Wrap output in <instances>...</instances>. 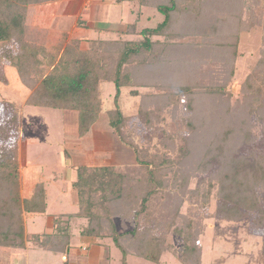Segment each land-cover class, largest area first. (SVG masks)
Masks as SVG:
<instances>
[{"label": "trees", "instance_id": "1", "mask_svg": "<svg viewBox=\"0 0 264 264\" xmlns=\"http://www.w3.org/2000/svg\"><path fill=\"white\" fill-rule=\"evenodd\" d=\"M43 1L0 0V50L19 44L11 66L23 105L75 112L79 129L88 130L103 112L106 83L116 87V101L122 89L133 96L144 89L157 104L151 112L140 107L134 112L148 129L161 130L156 143L132 141L123 132L129 116L119 107L108 111L109 127L133 151L136 163L75 169L79 210L68 217L87 221L81 236L99 245L111 240L124 264L130 256L161 264L169 252L182 264H202L201 219L213 196L221 219H250L254 233L264 232V151L249 148L246 137L260 121L264 138V0H139L163 17L155 28L130 25L112 32L114 38L87 40L85 50L74 40L50 74L36 82L31 70L41 65L38 52L45 51L25 39L26 11ZM254 29L262 32L261 58L235 93L241 36ZM181 97L189 116L184 128L190 132L183 140L165 127L180 112ZM1 106L11 110L10 123L18 128L20 107L5 101ZM2 136L11 135L4 130ZM16 149L0 157V246L24 249L30 243L65 253L71 235L61 219L54 234L26 237L23 214L44 213L45 194L39 185L30 200L22 198ZM171 236L181 240L183 251L169 243Z\"/></svg>", "mask_w": 264, "mask_h": 264}, {"label": "rangeland", "instance_id": "2", "mask_svg": "<svg viewBox=\"0 0 264 264\" xmlns=\"http://www.w3.org/2000/svg\"><path fill=\"white\" fill-rule=\"evenodd\" d=\"M97 1L91 13H81L82 15H79L80 12L76 13V10L79 4L86 2L85 0H47L28 7L25 39L45 51L38 52L37 58L42 61L41 65L31 70V77L36 82L50 74L56 60L63 55L65 46L72 44L74 40H81L80 48L85 50L88 49L87 40L114 38L116 34L113 35L112 32L125 31L130 25H138V30L155 28L163 19L156 10L142 7L139 0H126V3H122L121 0ZM65 9L68 11H64ZM18 46L19 44L12 42L0 50V54L6 55L0 62V81L8 80L0 82V102L5 101L20 107L16 112L19 118L18 128L13 122L10 123L13 115L11 110L0 107V157L17 145L16 159L21 172L23 196L28 198L30 190H37L39 186L37 184L44 183L48 192L49 208L47 216L42 219L53 220L58 215L73 214L79 210L75 204L72 185L76 179L77 167L124 166L136 163L133 151L122 145L118 135L109 127L108 111L119 107L126 116H129V121L123 130L126 136H132L129 139L136 143L149 141L156 143L161 137V130L156 132L148 129L141 122L140 116L134 112L138 107L143 111L151 112L157 104L147 97L149 90L144 89L140 90V96H133L129 89H122L121 96L116 101V87L112 83H106L101 88L104 105L103 112L97 119L100 122L90 130H80L78 114L75 112L64 113L57 109L22 104L20 101L22 96L16 85L17 77L14 67L11 66L19 53ZM262 48L260 29L242 34L239 45L240 58L232 84L235 93H239L240 84L256 67L261 58ZM184 103L185 99L181 97L180 112L176 117L173 114V119L168 118L165 126L171 134H179L181 140L190 134L184 128V118L189 117ZM254 124L253 131L246 136L247 140L251 141L249 148L255 147V150L262 152L264 138L261 137L260 121ZM4 130L10 132L9 138L2 136ZM134 135L140 138H135ZM196 184L197 179L192 181L190 187L195 188ZM218 206L219 201L213 196L208 214L205 212L206 217L201 219L205 228L199 242L203 250L202 264H264V232L254 233L251 230L250 219L236 222L221 219L217 215ZM58 219H61V226L66 227L69 233L72 230L74 233L78 230L81 232V227L87 224L85 219L73 220L68 216ZM74 239L78 248H87L89 245L81 243L80 234L76 233ZM104 242H107L108 246L104 243L105 246L100 248L90 245L88 247L90 254L93 252L98 254L100 261L106 264L110 256L112 264H124L121 260L122 253L113 242L111 240ZM169 243L177 252L184 249L181 240L177 237L171 236ZM35 254L39 256L32 258L34 264H64L59 254H48L40 250H36L32 255ZM127 263L154 264L132 256L127 258ZM161 264L182 263L176 255L169 252L163 256Z\"/></svg>", "mask_w": 264, "mask_h": 264}, {"label": "crops", "instance_id": "3", "mask_svg": "<svg viewBox=\"0 0 264 264\" xmlns=\"http://www.w3.org/2000/svg\"><path fill=\"white\" fill-rule=\"evenodd\" d=\"M85 1L86 2H84L83 4H79V7L76 10V13L80 12L79 15H82L81 13H91V11L93 10V5L96 2H98L97 0H85ZM121 2L126 3V0H121ZM64 8H65V6H64ZM64 11H68V10L65 9ZM101 24H103V23H101ZM103 25H105V24H103ZM106 25H108V24H106ZM96 29H103V28H96ZM99 122H100L99 120H96L95 123L89 128V130L92 129L96 123H99ZM37 185H42L44 188L46 210L44 213L24 212L23 224L25 227V234H26L27 238L32 236V235H52V234H54V232L56 230L55 222L58 218H60V217L63 218L65 216L74 215V214L78 213V211H77L76 213H73V214H67V215L61 214V215H58L57 217H55L53 220H50V218H48L45 221H43L42 218L44 216H47V211L49 208L48 192H47V189H46L44 183L41 182ZM37 185H36L35 189L37 188ZM23 190H24L23 189V183H22V179H21V196L24 200H30L36 193V190L33 191V189H32V190H30V196L28 198H25L23 196ZM74 200H75V204L77 206L76 197L74 198ZM74 219H78V218H73V220ZM85 225H83L80 230H82ZM76 233L80 234V239L82 240L81 243L83 245L89 244L88 247H90V245L91 246L95 245L97 248H100V247L105 246V245L108 246L107 242H103L105 245H103V244L99 245L94 238L81 236V232H79V230ZM76 233H74L73 230L70 232V235H71L70 245H69V247L65 253L59 254L62 257L63 263L64 264H106L105 262L100 261L101 259H100L98 254H95L94 252L92 254H90V251H88V247L87 248H85V247H83V248L79 247L78 248L77 246H75V242H74L75 239L74 238H76ZM26 246L27 247L24 249H9L7 247L0 246V264H34L32 258L35 256L36 257L39 256L37 254L32 255L33 252H36V250H40V251H43V252L48 253V254L53 253V252L46 251V250H43L40 248H33L30 243H27ZM50 258H52V257H50ZM47 259H48V257H47ZM107 259H108L107 263L112 264L111 263V261H112L111 256L108 257ZM50 260L54 261V259H50Z\"/></svg>", "mask_w": 264, "mask_h": 264}]
</instances>
